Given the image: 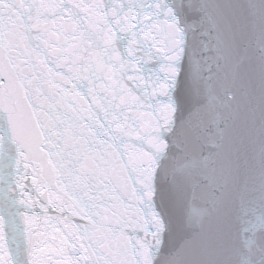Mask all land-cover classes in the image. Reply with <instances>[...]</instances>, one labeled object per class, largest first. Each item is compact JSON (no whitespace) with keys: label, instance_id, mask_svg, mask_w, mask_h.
I'll return each mask as SVG.
<instances>
[{"label":"snow or ice","instance_id":"1","mask_svg":"<svg viewBox=\"0 0 264 264\" xmlns=\"http://www.w3.org/2000/svg\"><path fill=\"white\" fill-rule=\"evenodd\" d=\"M0 264H264V0H0Z\"/></svg>","mask_w":264,"mask_h":264}]
</instances>
